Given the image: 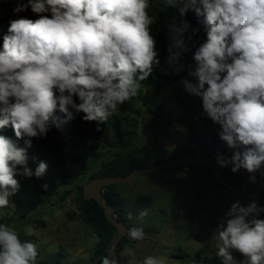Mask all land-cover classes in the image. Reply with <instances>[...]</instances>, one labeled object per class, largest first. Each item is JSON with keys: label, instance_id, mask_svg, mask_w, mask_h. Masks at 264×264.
<instances>
[{"label": "clouds", "instance_id": "1", "mask_svg": "<svg viewBox=\"0 0 264 264\" xmlns=\"http://www.w3.org/2000/svg\"><path fill=\"white\" fill-rule=\"evenodd\" d=\"M154 4L179 14L180 26H169L166 63L191 78L180 80L184 92L202 101L201 115L219 127L231 150L228 158L217 153L218 166H231L234 174L246 170L252 183L257 173L264 176V0H15L0 46V132L11 128L15 136L0 134V209L20 191L19 178L42 179L48 172L46 161L30 163L36 162L29 156L34 139L77 117L96 122L100 131L139 96L141 82L161 63ZM189 13L206 35L194 63L185 62L189 49L175 35L190 32L191 40L200 33ZM262 214L256 201L231 204L213 235L220 264H264ZM147 215L144 209L136 218ZM128 236L143 240L144 228L132 227ZM234 251L246 259L238 262ZM38 256L36 244L0 223V264H38ZM101 264L117 260L105 256ZM142 264H165V258L147 256Z\"/></svg>", "mask_w": 264, "mask_h": 264}, {"label": "rangeland", "instance_id": "2", "mask_svg": "<svg viewBox=\"0 0 264 264\" xmlns=\"http://www.w3.org/2000/svg\"><path fill=\"white\" fill-rule=\"evenodd\" d=\"M14 2L0 0L1 18H14L11 13ZM153 14H158L153 26L157 35L179 17L176 9L160 12L155 4ZM157 50L160 54L159 45ZM163 70L168 75H177L167 63ZM145 92L141 89L132 112L116 113L100 127L103 136L94 133V125L84 123L85 142L96 153L87 160L91 173L100 170L99 178H124L135 170L177 158L187 147H192L199 156L218 151L231 153L221 140L216 149L201 147L200 143L218 133L219 127L204 116L195 120L186 118L176 98L179 96L192 106L195 101L184 92L180 82L164 86L156 101L162 110L154 115L143 103ZM69 167L76 174L72 184L57 185L45 197V203L27 218L19 217L11 201L8 207L0 209V223L15 228L19 237H31L30 242L36 244L38 264H91L99 243L98 234L80 218L76 204L78 187L85 185L90 173L74 164ZM70 190L73 192L66 194ZM104 191L117 198L116 210L128 228L143 227L145 231L143 240L129 239L120 253L119 264H142L147 256L164 257L165 264H220L222 258L216 256L217 240L213 238L218 220L235 201L248 205L242 197L216 187L204 165L139 174L124 183L107 186ZM144 209L148 215L143 220L137 219ZM129 212L132 220L127 217ZM29 227L31 233L26 231ZM233 256L238 262L246 259L238 251Z\"/></svg>", "mask_w": 264, "mask_h": 264}, {"label": "trees", "instance_id": "3", "mask_svg": "<svg viewBox=\"0 0 264 264\" xmlns=\"http://www.w3.org/2000/svg\"><path fill=\"white\" fill-rule=\"evenodd\" d=\"M11 19L13 18L0 17V46H2L3 36L7 33L9 21ZM187 19L191 23L193 28L200 27V33L196 37H193L191 40L188 39L190 32L183 34L175 33V35L183 39L185 45L189 49L185 54V62L194 63V52L199 47V45L204 42V40L206 39V35L203 31L202 25L198 24L197 18L193 13H189ZM174 22L176 23L177 27L180 26L179 17ZM172 23L173 22H171L170 25ZM170 25L165 27V29L157 35L158 45L161 50V53L159 54V59L161 61L160 65L154 70L153 76L150 77L148 81L141 82V89L146 90L143 97V103L151 115H154L155 111L160 112V110H162V107L156 106V101L164 86H166L168 83L180 82L182 78H189L184 74L168 75L163 70L166 65L167 58L166 49L168 43L170 42ZM139 97L140 94L132 101L126 102L125 104L121 105L118 113L132 112L134 110L133 102ZM193 98L195 101L194 106H192L193 104L185 102L179 96L176 98L177 102L184 108L186 112V118L190 120H195L202 116V101L197 97ZM57 115L63 117V114L61 113H57ZM159 117L161 116L159 115ZM84 123H90L94 125V133L98 136H103V132L101 130L97 131L96 122H84L79 117H77L74 121L63 124L61 126V129L59 130L55 127H52L46 139L33 140V147L29 150V156L30 158L35 157L36 162L30 161V163L33 167H35V164L39 160H43L49 164V169L42 179H36L35 177H33L31 180L26 177L19 178L21 182V188L18 194L11 198V202L20 218H27V216L31 212L43 205L45 203V197L51 195L57 185L72 184V182L75 180L76 174L70 171L69 164L77 165L80 169L85 170V172L88 171L87 174H92L90 176L91 180L101 177V174L99 172L100 170L96 173H91L92 171H89L87 169L88 158L95 157L96 153L95 150L92 147L87 146L85 142L86 134L83 129ZM0 134L10 136L15 139L14 132L11 128L4 129L2 132H0ZM219 141L220 138L218 133H212L211 137L207 141H203L200 144L203 148L213 147L214 149H216L218 147ZM20 144L21 146H23L22 140L20 141ZM218 153L227 154L229 156L231 155V153L227 151H218ZM184 155L199 156L192 147H187L186 149L184 148L179 156ZM205 156L210 155H204V157ZM101 166L102 169H104L105 162H103ZM214 167L215 170L218 171L221 176L227 181V183H229L231 186H233L243 194L251 196L250 201L243 199L245 203L249 204L250 202L256 201L261 205V207H264V190L261 187L253 185L252 182L246 180L238 173L234 174L231 171V167L221 168L217 163H215ZM208 171L216 187L228 190L223 187L219 183V181H217V179L213 176L211 170L208 169ZM256 176L264 180V176H262L260 173H257ZM43 184H47L49 186L47 191L42 188ZM83 187L84 185L78 187L79 196L76 204L80 218L85 223L90 225L99 236V243L95 248L94 257L91 264H101L102 259L105 256H108L110 246L117 238V229L107 220L103 208L96 201H87L83 199ZM72 192L73 191L70 190L66 194L70 195ZM101 198L105 200L107 204L111 208H113L118 215V212L116 210V205H118L117 198L108 194L104 190L101 193ZM68 218H72V215H69ZM259 218L264 219V214H262ZM130 229L131 228L129 227V230ZM19 238L21 239V241L29 242L31 239V237L29 236H21ZM129 239L131 238L128 235L122 238L115 249L114 257L117 260V264H119L120 253L129 243Z\"/></svg>", "mask_w": 264, "mask_h": 264}, {"label": "water", "instance_id": "4", "mask_svg": "<svg viewBox=\"0 0 264 264\" xmlns=\"http://www.w3.org/2000/svg\"><path fill=\"white\" fill-rule=\"evenodd\" d=\"M225 158H228L229 155L224 154ZM215 163H217V154H212L210 156H178L177 158L171 159L169 161H165L157 166H152L149 168H143L133 171L131 174L124 178H95L90 179V174L83 187V199L87 201H96L104 210V214L107 220L117 229V238L114 240L112 245L110 246L108 256L114 257L115 249L119 243V241L128 235L129 228L123 223L121 218L116 214V211L111 208L105 200L101 198V193L103 192L104 188L116 183H124L133 177L144 174V173H155L165 169H174L177 167H187V166H194V165H204L209 170L212 171L213 176L219 181V183L231 191L232 193L242 197L244 200L250 201L251 196L245 195L233 186H231L227 181L221 176V174L215 170ZM231 167V166H230ZM97 172V171H96ZM95 173V172H93ZM246 180L250 181V177L252 174L246 172V170L241 169L238 173ZM255 186H259L264 190V180L260 179L256 176L255 183H252ZM251 203V202H250ZM258 206H261L258 204ZM115 258V257H114Z\"/></svg>", "mask_w": 264, "mask_h": 264}]
</instances>
